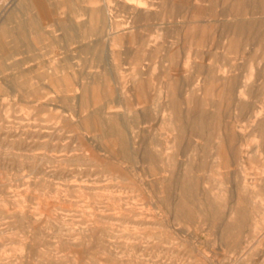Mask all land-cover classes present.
<instances>
[{"label": "rangeland", "instance_id": "rangeland-1", "mask_svg": "<svg viewBox=\"0 0 264 264\" xmlns=\"http://www.w3.org/2000/svg\"><path fill=\"white\" fill-rule=\"evenodd\" d=\"M0 264H264V0H0Z\"/></svg>", "mask_w": 264, "mask_h": 264}]
</instances>
